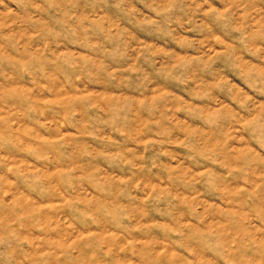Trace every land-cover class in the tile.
I'll use <instances>...</instances> for the list:
<instances>
[{"label":"rangeland","instance_id":"rangeland-1","mask_svg":"<svg viewBox=\"0 0 264 264\" xmlns=\"http://www.w3.org/2000/svg\"><path fill=\"white\" fill-rule=\"evenodd\" d=\"M0 264H264V0H0Z\"/></svg>","mask_w":264,"mask_h":264}]
</instances>
